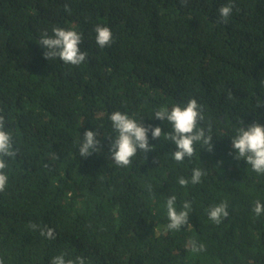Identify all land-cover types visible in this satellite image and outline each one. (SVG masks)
Returning a JSON list of instances; mask_svg holds the SVG:
<instances>
[{
    "label": "trees",
    "instance_id": "trees-1",
    "mask_svg": "<svg viewBox=\"0 0 264 264\" xmlns=\"http://www.w3.org/2000/svg\"><path fill=\"white\" fill-rule=\"evenodd\" d=\"M234 5L224 23L218 9ZM112 43L101 48L95 26ZM54 27L82 37L80 65L45 59L39 38ZM196 99L209 145L177 163L157 110ZM264 0H0V115L16 154L0 192L3 264H264V174L234 159L240 126L264 124ZM159 126L152 151L117 166L108 156L109 115ZM243 122V123H242ZM242 124V125H241ZM86 130L101 152L80 157ZM194 168L204 171L191 183ZM189 180L186 186L179 178ZM151 186V191L148 186ZM190 202L189 224L169 230L167 199ZM227 203L215 223L211 207ZM35 224L39 227L33 229ZM51 227L55 239L40 235ZM192 242L203 251L192 252Z\"/></svg>",
    "mask_w": 264,
    "mask_h": 264
},
{
    "label": "clouds",
    "instance_id": "clouds-1",
    "mask_svg": "<svg viewBox=\"0 0 264 264\" xmlns=\"http://www.w3.org/2000/svg\"><path fill=\"white\" fill-rule=\"evenodd\" d=\"M234 5L232 3L221 6L218 9L221 20L228 22L233 12ZM96 36L95 41L101 48L109 46L112 43V32L107 26L97 24L94 29ZM82 43L81 35L72 29H64L54 27L52 35L44 32L39 38V44L44 49L43 55L47 60L59 58L64 64L80 65L86 60L87 54L82 51L80 45ZM264 102H257V106ZM155 118L170 125V130L166 132L169 142L176 146L172 153V158L177 162H183L184 159L191 158L195 154L194 144L199 142L202 145H209L207 151H212V136L206 133L201 127L197 128L199 122L204 121L205 117L196 99H190L184 106L176 104L170 109L162 108L154 113ZM108 119L111 121L113 131L116 133L112 137L109 147V158L120 167H126L132 163V158L139 152L148 153L152 151V145L149 144L148 132L151 128L152 139L161 138L163 132L159 126L146 127L139 121L130 118L127 114L120 111L112 112ZM243 123V122H242ZM242 125V124H241ZM100 135L97 131L86 130L83 133L82 141L79 144L78 154L80 157L91 156L94 152H101L102 145L97 138ZM231 146L233 149V157L237 161H245L251 165L253 171L257 174H264V124L254 122L247 127L240 126L236 135L231 137ZM16 154L13 148L12 136L5 130V118L0 115V192H3L8 183V175L4 171L7 167L5 157H12ZM204 171L200 168H194L191 172V183L197 184L201 181ZM179 185L186 186L188 179L183 177L178 180ZM151 191V186H148ZM176 196H169L167 199V217L169 230H177L189 224L190 202L185 201L181 211L176 210ZM253 211L257 216L264 213V204L259 201L255 203ZM209 218L215 223H219L221 218H227V203L222 202L211 207L208 211ZM33 229L38 225L33 224ZM40 235L46 239H55V230L51 227L39 228ZM190 250L199 252L204 250V246H197L192 242ZM0 264L3 260L0 259ZM50 264H86L83 256H77L75 259H65V254L54 256L50 260Z\"/></svg>",
    "mask_w": 264,
    "mask_h": 264
}]
</instances>
